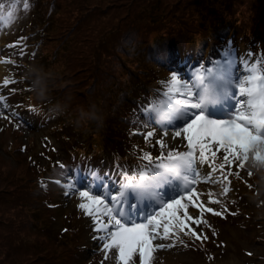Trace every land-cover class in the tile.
<instances>
[{
    "label": "trees",
    "instance_id": "obj_1",
    "mask_svg": "<svg viewBox=\"0 0 264 264\" xmlns=\"http://www.w3.org/2000/svg\"><path fill=\"white\" fill-rule=\"evenodd\" d=\"M16 1L0 0V4L11 6ZM64 1L61 17L45 24L52 49L50 57L42 58L47 74H33L20 82L17 109L35 108L34 114L46 120V115L60 118L70 113L59 123L68 124L71 133L66 139L73 134L83 138L79 146L68 148L73 164L83 170L88 156L114 159L120 118L132 105H146L159 94L157 81L141 73L136 55H157L159 43L167 45L172 39L184 48L195 45L202 51L207 41H218L229 24L240 28L245 42L261 40L264 46V0ZM259 61H264V51ZM41 79L46 85L43 96L37 90ZM96 113L102 119L95 118ZM130 154L134 156L127 152L120 157L129 160ZM21 158L13 163L0 153V264H75L79 247L77 237L71 236L79 233V227L68 224L53 235L46 198L49 170ZM132 158V165L140 163L139 157ZM116 161L110 162L116 165ZM262 170L255 169L249 178ZM218 211L224 215L205 212L204 219L209 223L210 217L223 219L235 213ZM260 225L264 238V223ZM65 234L71 236L61 239Z\"/></svg>",
    "mask_w": 264,
    "mask_h": 264
},
{
    "label": "rangeland",
    "instance_id": "obj_2",
    "mask_svg": "<svg viewBox=\"0 0 264 264\" xmlns=\"http://www.w3.org/2000/svg\"><path fill=\"white\" fill-rule=\"evenodd\" d=\"M53 3V5H52ZM25 4L29 7L26 9ZM14 16L9 21L5 19L0 22V60L2 70L0 71V153L6 160L15 162L21 156L25 159L37 161L43 165L48 172L47 203L48 216L51 217L50 227L53 235L63 226L69 227L76 225L79 233L75 236L65 234L61 239L67 237H77L76 244L79 247L78 256L75 264H118L112 249L108 250V255H104L99 239L93 240L97 235L94 224L89 216L83 214V209L77 205L80 198L74 192L68 193L62 185L67 183L63 177L75 178L79 186H87L91 179L88 175L89 169L100 170L102 174L117 170V164L121 167L135 169L138 163L132 165V157H139L141 150H152L153 146L157 149L153 155H158V145L146 144L144 133L150 128H155V123L145 127L146 114L141 110L143 104L136 103L134 108L120 118V136L115 140L113 146L114 159H98L97 156H88L85 160V169L78 166L74 169L69 149L80 145L83 139L78 134H73L66 139L65 135L71 132L62 126L59 121L66 119L70 113L65 112L63 117L46 115L39 118L30 109H17L19 94L18 88L21 81L30 79L35 74L43 75L47 72L42 70V58L51 56V47L47 38H50V31L47 30L46 20L53 21V18H60L65 9L64 0H42L41 4L36 5L34 0H17L15 3ZM8 11H13V5L0 4V12L5 15ZM55 16V17H54ZM230 25V24H229ZM225 26L226 28L216 42L207 41L206 47L198 51L195 45L184 48L183 44L172 39L166 45L164 41L159 43V53L157 55H136L140 63L141 73L157 81V93L163 91L160 81L170 79V72L177 71L180 78L190 79L191 70L204 64L211 67L213 61H223L226 58H233L243 66L245 72L254 63H259V55H262L264 46L261 40L250 43L248 40L240 38V28L236 25ZM50 26V25H49ZM23 38V39H22ZM181 46V48H179ZM23 53V54H21ZM47 61L44 59V62ZM144 70V71H143ZM11 83L6 84L5 81ZM159 95V94H158ZM135 103V102H133ZM133 110V111H132ZM126 114V112H125ZM35 115V116H34ZM75 125L77 122H69ZM139 129V131H133ZM70 132V133H69ZM172 132V129H169ZM162 130L157 129L154 137L162 135ZM170 146L177 147L180 151L187 148V141L181 142L176 138L174 143L169 141V137H164ZM10 143V144H9ZM11 147H6L9 144ZM97 148L93 147L92 150ZM91 150V151H92ZM90 151V152H91ZM134 153V156L124 159L125 153ZM51 158L52 162L47 159ZM121 158L119 161L118 159ZM116 161V165L112 162ZM112 161V162H110ZM222 163V159L218 160ZM60 165L64 168L61 169ZM201 167H204L201 165ZM211 168V165H207ZM258 169L252 168V172ZM52 171V172H51ZM229 172L239 171L234 166H228ZM247 169L241 171V178L232 177V184L227 196H222V188L227 185H217L201 180L196 184L199 196L194 199L207 203L209 207L217 210L235 212L228 217L220 219L210 217L207 224L195 225L197 231L201 233L202 239L190 236L187 231L181 232V241L163 238L159 242L164 244L171 243L172 247L155 249L152 253L151 264H264V238L261 235V223H264V168L260 175L249 178ZM211 175V173H209ZM261 176V177H260ZM263 176V177H262ZM122 180L123 177L120 176ZM219 179V176L216 177ZM59 180L60 183L55 181ZM103 184V181H100ZM115 181L109 179V186H114ZM251 185V186H250ZM211 190L217 198L223 201L218 204L207 199L208 192ZM235 201V203H233ZM187 203V201H185ZM227 207H224V205ZM188 212L190 215L199 214V210L189 204ZM71 219L69 222L68 219ZM43 222V221H42ZM212 223V224H211ZM210 225V226H209ZM182 233L188 237H184ZM60 235H58V238ZM201 241V244H200ZM156 241H154L155 243ZM135 264H139L138 254L133 257Z\"/></svg>",
    "mask_w": 264,
    "mask_h": 264
},
{
    "label": "snow or ice",
    "instance_id": "obj_3",
    "mask_svg": "<svg viewBox=\"0 0 264 264\" xmlns=\"http://www.w3.org/2000/svg\"><path fill=\"white\" fill-rule=\"evenodd\" d=\"M14 10L15 5L6 15L0 12V22L10 21ZM235 63L226 58L213 61L210 68L201 64L191 70L190 79L180 78L174 70L170 79L160 81L163 91L141 109L146 114L144 126L156 125L144 133V139L146 144L154 140L158 155H153L154 146L141 150L135 169L118 163L115 174L90 168L87 186L63 177L67 183L62 187L80 198L77 206L91 218L97 234L92 239L101 241L105 256L112 249L118 264H135L134 254L139 264H151L155 249L173 246L159 242L163 238L182 242L181 232L187 231L202 239L191 222L207 224L205 212L221 216L224 212L194 199L199 196L196 184L203 180L227 185L220 193L227 196L233 176L243 179L241 171L247 169L252 176L253 167L264 168V61L252 64L246 72L242 69L239 77ZM157 129L163 134L154 137ZM164 137L171 143L176 138L187 141L186 150L170 146ZM228 166L239 171L229 172ZM109 179L115 181L114 186H109ZM207 199L223 204L211 190ZM189 204L199 210L198 216L189 214Z\"/></svg>",
    "mask_w": 264,
    "mask_h": 264
},
{
    "label": "clouds",
    "instance_id": "obj_4",
    "mask_svg": "<svg viewBox=\"0 0 264 264\" xmlns=\"http://www.w3.org/2000/svg\"><path fill=\"white\" fill-rule=\"evenodd\" d=\"M37 90H38V92L40 93L41 96L46 94V85L44 84L42 79L37 81ZM94 113H95V109H94ZM95 118L102 119V117L99 116L98 113L95 114Z\"/></svg>",
    "mask_w": 264,
    "mask_h": 264
},
{
    "label": "bare ground",
    "instance_id": "obj_5",
    "mask_svg": "<svg viewBox=\"0 0 264 264\" xmlns=\"http://www.w3.org/2000/svg\"><path fill=\"white\" fill-rule=\"evenodd\" d=\"M179 48H181V46H179ZM235 70H236V72H237V75H238V77L240 76V75H242V74H244V72H245V70L243 69V66L240 64V63H235ZM244 70V72H241V70ZM2 70V63H1V60H0V71ZM35 116V115H34Z\"/></svg>",
    "mask_w": 264,
    "mask_h": 264
}]
</instances>
